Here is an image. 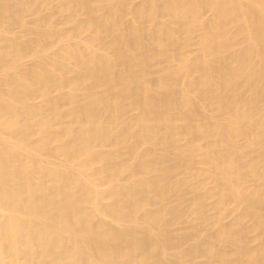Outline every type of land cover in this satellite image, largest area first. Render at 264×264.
<instances>
[{"label": "bare ground", "instance_id": "obj_1", "mask_svg": "<svg viewBox=\"0 0 264 264\" xmlns=\"http://www.w3.org/2000/svg\"><path fill=\"white\" fill-rule=\"evenodd\" d=\"M0 264H264V0H0Z\"/></svg>", "mask_w": 264, "mask_h": 264}, {"label": "rangeland", "instance_id": "obj_2", "mask_svg": "<svg viewBox=\"0 0 264 264\" xmlns=\"http://www.w3.org/2000/svg\"><path fill=\"white\" fill-rule=\"evenodd\" d=\"M138 1V0H137Z\"/></svg>", "mask_w": 264, "mask_h": 264}]
</instances>
